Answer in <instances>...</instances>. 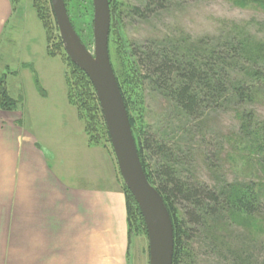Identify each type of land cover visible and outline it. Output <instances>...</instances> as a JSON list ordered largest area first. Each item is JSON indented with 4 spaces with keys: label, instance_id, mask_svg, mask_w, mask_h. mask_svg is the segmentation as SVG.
<instances>
[{
    "label": "rangeland",
    "instance_id": "1",
    "mask_svg": "<svg viewBox=\"0 0 264 264\" xmlns=\"http://www.w3.org/2000/svg\"><path fill=\"white\" fill-rule=\"evenodd\" d=\"M69 15L74 17L76 34L82 43L93 53L94 8L92 0H67ZM49 2V0H48ZM111 11V26L109 34V54L115 74L119 76L121 87L130 102L131 116L139 127L140 113L136 100L135 87L140 88L133 73H136V63L131 55L132 45L147 40L163 37H180L191 40L217 35L222 30L239 26L248 30L255 37L259 46H264V0H169L167 9L151 14L147 19L131 17L127 11L131 6H141L143 0H109ZM50 5V4H49ZM47 4L46 29L34 8V0H16L13 2L14 15L0 40V87L5 86L14 106L0 108L3 114H11L20 119L21 125L33 134L42 131V141L50 134L59 136L64 143L70 138L60 137L66 131H80L89 147L99 148L101 153H110L115 171L119 173L118 164L112 149L106 123L96 111L92 118L93 142L85 132V122L78 109L70 103L67 79L73 69L72 61L68 60L64 47L61 48L60 33L52 5ZM68 11V9H67ZM113 13V14H112ZM53 14V15H52ZM40 15V14H39ZM55 56H53V55ZM75 65V64H74ZM124 73L126 76L124 77ZM35 75L40 81V89L36 86ZM127 78V79H125ZM90 81V80H89ZM91 82V81H90ZM145 113L144 122L156 128L163 125L165 102L148 90L144 92ZM97 97V95H96ZM98 100V98H97ZM3 102L1 101V104ZM12 107V109H10ZM252 111L264 122V100L256 102ZM238 115L233 112H219L210 119L209 135L202 145L200 134L194 140H189V152L193 166L190 170L201 180L213 185L214 171L208 169L203 162V152L209 149L218 150L223 144L220 157L219 175L228 183H256V188L264 193V173H259L257 159L264 153L258 152L261 142L245 140L240 134ZM261 121V122H262ZM22 127V128H23ZM22 129L25 133L26 131ZM22 134V139L26 134ZM230 137V139H229ZM91 140V141H92ZM211 141V142H210ZM24 142V140L22 141ZM211 143V145H210ZM210 145V146H209ZM3 172V171H2ZM17 172L19 182L23 174ZM121 183H124L119 173ZM125 185V184H124ZM19 189V186H18ZM238 196L244 195L240 189ZM264 211V197L262 207ZM135 224V223H134ZM135 226V225H134ZM136 227V226H135ZM133 227L131 245L128 250L129 264H149V242L144 231L137 232ZM146 228V227H145ZM221 237L226 245L217 248L201 234L191 242L193 256L189 264H231L233 255L237 252L252 262H264V213L247 214L244 211L230 213L228 224L222 228ZM221 238V241H223ZM220 243V242H219Z\"/></svg>",
    "mask_w": 264,
    "mask_h": 264
},
{
    "label": "trees",
    "instance_id": "2",
    "mask_svg": "<svg viewBox=\"0 0 264 264\" xmlns=\"http://www.w3.org/2000/svg\"><path fill=\"white\" fill-rule=\"evenodd\" d=\"M15 1L10 0L11 4ZM64 2L69 15V3L67 0ZM47 4L51 5V1L34 0V8L46 29L49 27ZM168 5L169 0H143L141 6H131L127 13L145 20L153 13L167 9ZM69 18L76 29L74 17L69 15ZM60 46L63 47L62 44ZM131 55L137 69L133 74L140 86L135 87V94H131L140 108L138 128L131 116L130 102L121 87L119 76L117 73L115 76L143 169L149 182L163 197L172 220L173 264H189L193 256L191 242L194 237L201 234L210 242V246L216 248L221 244L227 246L220 233L228 224L231 212L264 213L261 208L264 193L256 188V183H228L219 175L220 163L217 162L221 160L217 154L223 151L222 142L218 150L211 153L206 149L203 152V162L215 172L216 182L212 186L190 170L193 164L188 147V141L199 134L204 141L202 145L208 146L205 140L209 135L211 117L219 112H233L240 122V134H236V137L242 135L251 142L261 139L258 140L261 147L257 151L264 153V122L251 109L256 102L264 100V46H259L248 30L232 26L217 35L196 40L163 37L136 43L132 45ZM71 64L73 69L67 79L69 100L84 119L89 139H93L92 118L95 119L96 111L101 115L96 93L87 75ZM35 83L40 89L37 75ZM146 90L165 102V123L156 128L144 122ZM12 102L6 87L1 86L0 108L2 106L6 110L10 105L14 106L10 104ZM91 140L90 143H95ZM256 161L259 177L260 172L264 173V159L259 157ZM121 185L126 201L130 246L133 227L136 226V233H146V228L136 201L124 183ZM240 189L244 195L238 196ZM231 254L234 257L231 264H264L252 262L250 256L244 258L237 252Z\"/></svg>",
    "mask_w": 264,
    "mask_h": 264
},
{
    "label": "crops",
    "instance_id": "3",
    "mask_svg": "<svg viewBox=\"0 0 264 264\" xmlns=\"http://www.w3.org/2000/svg\"><path fill=\"white\" fill-rule=\"evenodd\" d=\"M13 11L0 0V40ZM16 122L0 110V264H129L112 155L89 147L80 131L63 132L65 141L72 137L65 143L57 133L43 142L42 131Z\"/></svg>",
    "mask_w": 264,
    "mask_h": 264
},
{
    "label": "water",
    "instance_id": "4",
    "mask_svg": "<svg viewBox=\"0 0 264 264\" xmlns=\"http://www.w3.org/2000/svg\"><path fill=\"white\" fill-rule=\"evenodd\" d=\"M68 58L91 81L106 123L122 180L144 219L149 242V264H173L174 230L163 197L149 182L140 161L128 112L109 54V0H92L94 51L76 34L64 0H50Z\"/></svg>",
    "mask_w": 264,
    "mask_h": 264
}]
</instances>
